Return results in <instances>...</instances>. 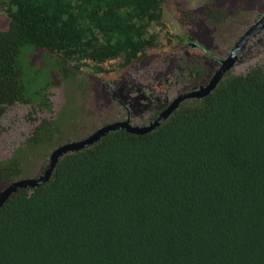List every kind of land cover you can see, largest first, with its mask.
<instances>
[{
    "label": "trees",
    "instance_id": "obj_1",
    "mask_svg": "<svg viewBox=\"0 0 264 264\" xmlns=\"http://www.w3.org/2000/svg\"><path fill=\"white\" fill-rule=\"evenodd\" d=\"M1 7L0 120L48 107L56 74L71 83L86 65L149 56L166 27L163 0ZM76 124L36 125L0 179L43 173ZM0 264H264V69L227 75L149 132L117 129L59 157L0 206Z\"/></svg>",
    "mask_w": 264,
    "mask_h": 264
},
{
    "label": "flooded vegetation",
    "instance_id": "obj_2",
    "mask_svg": "<svg viewBox=\"0 0 264 264\" xmlns=\"http://www.w3.org/2000/svg\"><path fill=\"white\" fill-rule=\"evenodd\" d=\"M163 9L173 28L166 48L153 49L149 56L126 65L118 59L112 68L104 64L101 68L81 67L78 79L71 83L56 74L47 94L49 106H36L39 118L35 122H77L67 135L69 141L57 148L84 140L109 125L147 127L179 98L214 80L217 86L227 75L264 69V0H163ZM52 92L58 93V99ZM201 97H185L170 115L180 104ZM117 129L126 127L108 133ZM50 160L51 156L45 159L47 167ZM10 185L0 179V198Z\"/></svg>",
    "mask_w": 264,
    "mask_h": 264
},
{
    "label": "rangeland",
    "instance_id": "obj_3",
    "mask_svg": "<svg viewBox=\"0 0 264 264\" xmlns=\"http://www.w3.org/2000/svg\"><path fill=\"white\" fill-rule=\"evenodd\" d=\"M166 15V14H165ZM10 18L5 7L0 8V28L6 29L9 26ZM166 27L161 31V44L157 48L162 50L167 47L171 37L173 36V28L171 20L165 16ZM119 61L111 60L104 67L112 68ZM86 67H93L86 65ZM53 91V90H52ZM55 92H52V96L58 99ZM58 102V100H56ZM39 118V112L36 108H32L29 105L18 104L10 108L5 116L0 120V159L9 157L15 146H17L23 138L32 130L37 124L36 119ZM30 120L32 122H30Z\"/></svg>",
    "mask_w": 264,
    "mask_h": 264
},
{
    "label": "water",
    "instance_id": "obj_4",
    "mask_svg": "<svg viewBox=\"0 0 264 264\" xmlns=\"http://www.w3.org/2000/svg\"><path fill=\"white\" fill-rule=\"evenodd\" d=\"M217 84V80L212 81L209 86H207L206 88L195 92V93H191V94H187L184 95V97L179 98L174 104L173 106L164 114H162V116H160L158 118V120L156 122H154L153 124L147 126V127H143V128H134L131 127L127 124H115V125H109L107 127H104L102 129H100L99 131H97L95 134L91 135L90 137L81 140V141H77V142H71V143H66L63 144L61 146H59V148H57L56 150H54L51 154V160L50 163L47 167V169L41 173V175L37 176V177H28L25 179H20L16 182H14L12 185H10L5 191L2 192L1 194V198H0V206L4 203V201H6L14 192H17L18 189L20 187H35V186H39L42 183L46 182L47 180H49L53 169L56 165V163L59 160V157L63 156L64 154L70 152V151H75V150H79L97 140H99L102 136L106 135L108 133V131L110 129H115L116 127L119 126H124L126 127V129L130 132L133 133H146L149 132L150 130H152L153 128H155L156 126L160 125L162 123V121L168 117L170 115V113L172 112V110L174 109V106H177L178 103L180 102V100H183L185 97H191V96H205L207 93H209L212 89H214V87Z\"/></svg>",
    "mask_w": 264,
    "mask_h": 264
}]
</instances>
